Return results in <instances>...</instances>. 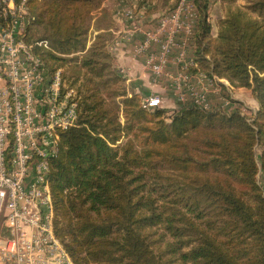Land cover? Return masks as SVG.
<instances>
[{"label":"trees","instance_id":"16d2710c","mask_svg":"<svg viewBox=\"0 0 264 264\" xmlns=\"http://www.w3.org/2000/svg\"><path fill=\"white\" fill-rule=\"evenodd\" d=\"M106 1L28 2L27 40L48 42L38 55L78 98L77 125L50 160L56 237L73 264H264V0H223L215 37L208 0H193L188 72L249 90L251 117L193 102L146 108L110 52ZM178 1L141 4L168 13Z\"/></svg>","mask_w":264,"mask_h":264},{"label":"built area","instance_id":"2783aa9c","mask_svg":"<svg viewBox=\"0 0 264 264\" xmlns=\"http://www.w3.org/2000/svg\"><path fill=\"white\" fill-rule=\"evenodd\" d=\"M28 2L0 0V264H73L55 235L49 174L61 133L77 125L78 98L66 89L62 70L50 74L38 55L48 42L27 40ZM118 15L124 29L112 47L140 37L135 54L156 80L169 83L181 104L209 109L212 89L222 83L233 89L226 79L188 72L199 19L193 0H179L150 28L136 7L122 6ZM163 104L156 95L144 99L150 110Z\"/></svg>","mask_w":264,"mask_h":264},{"label":"crops","instance_id":"0c3cea01","mask_svg":"<svg viewBox=\"0 0 264 264\" xmlns=\"http://www.w3.org/2000/svg\"><path fill=\"white\" fill-rule=\"evenodd\" d=\"M111 1V2H110ZM128 1V0H127ZM237 5H240L242 0H234ZM130 6L128 7H136L138 10V13L141 15L142 21L144 22V26L146 28H150L156 21L157 17L160 16V14L165 13V11L157 10L153 11L150 9H153V6H145L142 5V0H130L128 1ZM127 2V3H128ZM209 2V21L211 23V33L212 36L217 35V24L220 19L224 17V2L223 0L220 1H213L208 0ZM124 3L123 0L117 1L116 0H107L104 4L106 7H108L113 14V19L116 21L115 27V33L120 32L124 29V22L121 19V17L118 15L120 13V10L122 9V6ZM142 5V6H141ZM242 5V4H241ZM140 37H137L134 39V41L122 43L115 48L110 46V52L114 55L116 59V66L124 74V77L126 78V81L128 82L129 86L137 91V85L136 82L140 81V85H143L145 87H149L150 90L159 91L162 96L165 97L166 100V108L173 110H178L181 103L176 98V93L173 91L172 87L163 80H156L155 77L152 75V73L145 67V59L143 57H140L135 54L134 47L139 41ZM193 58V50L190 54ZM151 74L152 80L149 82L148 80V73ZM196 78H204L203 75L200 74H194ZM205 82V79H203ZM222 85L225 87V91L229 93L231 97V101L225 98L222 95L221 88L212 89V92L210 93V101L212 105L218 104L222 105V99L225 98V100L229 101V108L239 107L242 106L247 107L252 110L251 115L254 114L258 109V103L251 95V92L247 89H232L229 91L227 89V85L225 83H222ZM138 92V91H137Z\"/></svg>","mask_w":264,"mask_h":264},{"label":"rangeland","instance_id":"374dc122","mask_svg":"<svg viewBox=\"0 0 264 264\" xmlns=\"http://www.w3.org/2000/svg\"><path fill=\"white\" fill-rule=\"evenodd\" d=\"M119 2V1H121V0H116V2ZM124 1V3H122L123 5H126V6H130V5H132V4H130L128 1H130V0H123ZM132 1V0H131ZM246 1L247 0H242L241 2V4L242 5H244L245 3H246ZM111 2V1H110ZM128 2V3H127ZM240 4V5H241ZM152 10V8L150 9V11ZM162 11H164V10H162ZM116 21L114 20V27H117L116 26V23H115ZM116 30V29H115ZM147 71V70H146ZM122 73V72H121ZM147 73H148V71H147ZM122 75H124L123 73H122ZM147 77H148V80H149V82L152 80V78L153 77H151V74L150 73H148V75H147ZM126 79V78H125ZM153 81V80H152ZM140 83V81H138V82H136V87H137V91H135V90H132V91H135V92H137V93H139V94H141V96H142V98L143 99H145V98H147V97H149V96H151V95H156V96H158L159 98H161L162 99V101H163V107L164 108H166V100H165V97L164 96H162L161 94H159V93H161V92H159V91H154V90H150V88L149 87H145V86H143V85H140L139 84ZM125 84L127 85V88L129 89V88H131L130 86H129V84H128V82L126 81L125 82ZM216 105H218V104H215L214 106H216ZM221 107H223V108H225V109H230L229 107H227L226 105H222ZM163 108V109H164ZM169 109V108H168ZM241 109H242V112L246 115V116H248V117H251V112H252V110L251 109H249V108H247V107H244V106H242L241 107ZM171 110V109H170ZM258 155H259V153H260V150H258ZM258 181H259V184L261 185V187L264 189V170L262 171H260V173H259V175H258Z\"/></svg>","mask_w":264,"mask_h":264}]
</instances>
